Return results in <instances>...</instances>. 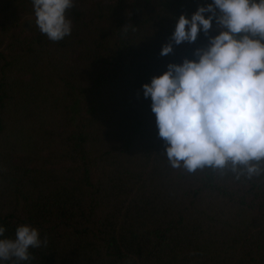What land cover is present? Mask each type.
I'll use <instances>...</instances> for the list:
<instances>
[{"label": "trees", "instance_id": "16d2710c", "mask_svg": "<svg viewBox=\"0 0 264 264\" xmlns=\"http://www.w3.org/2000/svg\"><path fill=\"white\" fill-rule=\"evenodd\" d=\"M211 2L73 0L54 42L32 0H0V238L47 237L19 264H264V174L172 168L144 96L207 46L201 30L161 55Z\"/></svg>", "mask_w": 264, "mask_h": 264}, {"label": "clouds", "instance_id": "9594fccd", "mask_svg": "<svg viewBox=\"0 0 264 264\" xmlns=\"http://www.w3.org/2000/svg\"><path fill=\"white\" fill-rule=\"evenodd\" d=\"M32 3L48 39L71 34L66 12L73 0ZM201 30L209 43L195 50L197 59L170 63L143 85L144 96L151 97L172 168L231 172L251 180L264 174V0H212L191 17L180 15L161 55L173 52L174 44L194 43ZM212 30L219 34L209 35ZM4 233L0 226V237ZM42 243L47 237L42 241L38 228L21 224L14 238H0V261H30V249Z\"/></svg>", "mask_w": 264, "mask_h": 264}, {"label": "rangeland", "instance_id": "374dc122", "mask_svg": "<svg viewBox=\"0 0 264 264\" xmlns=\"http://www.w3.org/2000/svg\"><path fill=\"white\" fill-rule=\"evenodd\" d=\"M24 25L28 28L30 26L31 18L30 16H25L23 19Z\"/></svg>", "mask_w": 264, "mask_h": 264}]
</instances>
